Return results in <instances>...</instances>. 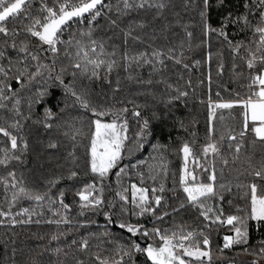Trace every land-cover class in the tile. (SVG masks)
<instances>
[{
	"label": "snow or ice",
	"instance_id": "obj_1",
	"mask_svg": "<svg viewBox=\"0 0 264 264\" xmlns=\"http://www.w3.org/2000/svg\"><path fill=\"white\" fill-rule=\"evenodd\" d=\"M0 264H264V0H0Z\"/></svg>",
	"mask_w": 264,
	"mask_h": 264
},
{
	"label": "trees",
	"instance_id": "obj_2",
	"mask_svg": "<svg viewBox=\"0 0 264 264\" xmlns=\"http://www.w3.org/2000/svg\"><path fill=\"white\" fill-rule=\"evenodd\" d=\"M22 240H25L29 245H35L36 241L35 240H28L27 235L21 236Z\"/></svg>",
	"mask_w": 264,
	"mask_h": 264
}]
</instances>
